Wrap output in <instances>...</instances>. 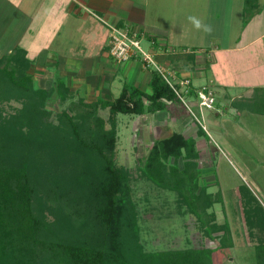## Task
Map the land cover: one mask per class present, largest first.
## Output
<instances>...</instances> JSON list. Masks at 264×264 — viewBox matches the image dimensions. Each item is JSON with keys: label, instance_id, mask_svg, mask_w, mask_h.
Returning a JSON list of instances; mask_svg holds the SVG:
<instances>
[{"label": "trees", "instance_id": "trees-1", "mask_svg": "<svg viewBox=\"0 0 264 264\" xmlns=\"http://www.w3.org/2000/svg\"><path fill=\"white\" fill-rule=\"evenodd\" d=\"M33 65L20 46L0 56V103L24 101L15 114H0V264L217 263L225 239L216 247L147 251L140 243L131 170L116 162L118 113L190 115L162 75L152 71L151 93L126 84L113 100L72 98L70 107L57 111L55 123L46 106L49 91L35 85ZM190 85L198 107L194 89L202 85ZM253 90L264 105V87ZM57 91L62 101L70 96L63 81H57ZM102 108L110 110V128ZM170 157H182L184 167L168 165ZM198 158L195 139L174 131L153 142L140 169L157 185L177 191L213 236L224 227L210 224L215 215L208 208L221 197L199 189ZM244 204L246 220L264 229V207L248 199ZM45 209L54 222L45 220Z\"/></svg>", "mask_w": 264, "mask_h": 264}, {"label": "crops", "instance_id": "crops-1", "mask_svg": "<svg viewBox=\"0 0 264 264\" xmlns=\"http://www.w3.org/2000/svg\"><path fill=\"white\" fill-rule=\"evenodd\" d=\"M107 22L140 29L164 66L170 68L175 60L169 56L180 52L195 87H264V0H0V45H6L0 51L23 47L34 61L33 76L40 69L56 77L55 86L63 81L75 101L113 100L126 84L139 87L142 76L150 84L152 71L138 58H113ZM63 30L69 51L49 44ZM170 116L171 127H179L182 118ZM138 119V133H146L151 119L147 113ZM152 120L162 133L165 125Z\"/></svg>", "mask_w": 264, "mask_h": 264}, {"label": "rangeland", "instance_id": "rangeland-1", "mask_svg": "<svg viewBox=\"0 0 264 264\" xmlns=\"http://www.w3.org/2000/svg\"><path fill=\"white\" fill-rule=\"evenodd\" d=\"M65 39L64 30L59 31L49 43L50 47H57L58 50L66 47L69 51L71 46L70 43L64 42ZM68 40L71 38L68 37ZM141 43L144 49L154 53L150 39L144 36ZM4 46L6 45H0V48ZM5 51L1 49L0 55L5 54ZM177 53L169 56L175 60L170 69L176 70L178 75H184V57L180 52ZM155 58L163 64L158 56ZM124 65L125 63L121 68ZM141 71L142 74L143 70ZM57 72L60 74L59 70ZM33 73L35 85L45 87L49 91L46 106L51 110V120L56 123L57 111L70 107L72 96L62 101L57 86L53 84L56 77L42 74L40 69H34ZM143 77L139 88L151 93V85L147 84ZM127 81L131 83L129 78ZM215 89L213 108H204L201 112L198 107H193L194 111L181 119L184 124L177 119L179 127L177 124L171 127L169 110H160L147 113L151 121L144 127L149 131L139 134L135 125L140 115L118 113L116 162L131 170L132 195L137 208L140 243L147 251L216 247L223 244L225 239L222 257L220 256L215 264H263L264 229L256 224L255 219L246 220L244 202L246 199L253 200L264 207V105L261 104V99L256 100L254 90L243 92L220 90L216 87ZM121 91L122 89L116 95L119 96ZM23 105L24 101L3 100L0 103V114L9 117ZM99 114L106 121L111 115L109 108L100 109ZM153 117L163 123L161 126L165 125L164 130H160L162 133H157L153 126ZM159 117L164 119L160 120ZM110 126L108 121L106 127ZM168 126L170 127L167 128ZM202 129L207 131L206 134H201ZM23 130L26 131V128ZM174 131H180L195 139L196 149L199 151L198 167L195 169L199 189L211 193L214 198L217 194L221 197L208 208L209 215H215L214 218L208 216L211 218L210 224L217 223L224 227L212 231L213 236L207 235L198 216L189 211L187 204L180 201L177 191L157 185L147 179L140 169L141 160L148 154L153 142L157 138L170 136ZM172 163H177L183 168L185 160L182 157H170L167 164ZM44 211L45 220L54 222L55 217L47 209Z\"/></svg>", "mask_w": 264, "mask_h": 264}, {"label": "built area", "instance_id": "built-area-1", "mask_svg": "<svg viewBox=\"0 0 264 264\" xmlns=\"http://www.w3.org/2000/svg\"><path fill=\"white\" fill-rule=\"evenodd\" d=\"M99 19L102 17L97 16ZM103 20V19H102ZM109 51L117 62L138 58L146 68L159 72L169 86L175 91L181 102L193 112V103L190 98L192 93L191 80L186 75H178L176 70L157 62L155 54L147 51L142 46V38L145 36L139 29L126 26H118L108 23ZM196 102L201 112L204 108H213L215 104V91L209 85H202L194 89Z\"/></svg>", "mask_w": 264, "mask_h": 264}]
</instances>
